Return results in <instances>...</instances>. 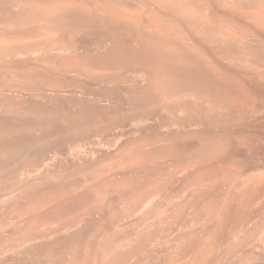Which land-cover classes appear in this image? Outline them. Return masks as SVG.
Listing matches in <instances>:
<instances>
[{"label": "bare ground", "instance_id": "6f19581e", "mask_svg": "<svg viewBox=\"0 0 264 264\" xmlns=\"http://www.w3.org/2000/svg\"><path fill=\"white\" fill-rule=\"evenodd\" d=\"M0 264H264V0H0Z\"/></svg>", "mask_w": 264, "mask_h": 264}]
</instances>
